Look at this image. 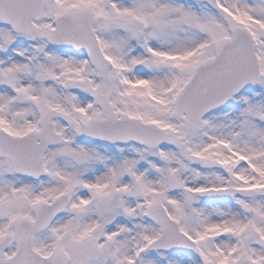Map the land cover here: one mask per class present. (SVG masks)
I'll list each match as a JSON object with an SVG mask.
<instances>
[{"label": "snow or ice", "instance_id": "snow-or-ice-1", "mask_svg": "<svg viewBox=\"0 0 264 264\" xmlns=\"http://www.w3.org/2000/svg\"><path fill=\"white\" fill-rule=\"evenodd\" d=\"M0 264H264V0H0Z\"/></svg>", "mask_w": 264, "mask_h": 264}]
</instances>
